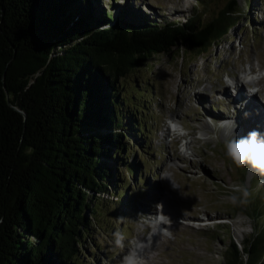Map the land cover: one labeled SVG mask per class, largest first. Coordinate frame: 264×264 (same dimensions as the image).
<instances>
[{
	"label": "trees",
	"instance_id": "1",
	"mask_svg": "<svg viewBox=\"0 0 264 264\" xmlns=\"http://www.w3.org/2000/svg\"><path fill=\"white\" fill-rule=\"evenodd\" d=\"M235 8L174 23L129 5L0 0V264H78L94 195L115 188L128 148L118 79L178 48L207 53ZM224 264H264V231L230 241Z\"/></svg>",
	"mask_w": 264,
	"mask_h": 264
},
{
	"label": "rangeland",
	"instance_id": "2",
	"mask_svg": "<svg viewBox=\"0 0 264 264\" xmlns=\"http://www.w3.org/2000/svg\"><path fill=\"white\" fill-rule=\"evenodd\" d=\"M91 1L98 10L114 11L129 5L139 16L174 23L192 17L207 21L231 2ZM235 11L232 18L238 21L237 26L207 53L198 57L178 48L168 55L155 56L118 79L126 122L132 129V124L138 123L142 130L138 134V130L129 129L128 148L120 155L123 163L117 170L116 189L94 195L97 213L92 231L84 238L78 264H121L127 248H115L113 234L122 232L126 244L148 239L149 235H141L144 228L139 216L147 215L142 212L145 208L155 209L157 201L166 200V211L176 214L168 217L175 218L171 221L176 224L170 225L172 237H165L166 241L156 245L157 237L152 238V246L143 256L145 264H224L230 241L241 249L244 239L264 231V188L255 191L264 177L247 165L237 168L226 155L227 137L214 118L223 115L220 107L235 108L209 96L210 88L224 85V72L240 78L250 67L264 69V0H236ZM260 88L264 93V83ZM256 95L257 104L264 107L262 95ZM236 108L242 113L240 105ZM242 115L239 125L243 131L236 133L237 139L247 132L248 123ZM203 124L208 130L201 129ZM173 128L178 132L173 134ZM234 183L253 190L251 202L241 206L238 213L237 207L224 199ZM252 213L258 214L254 220ZM242 258L244 261L245 256Z\"/></svg>",
	"mask_w": 264,
	"mask_h": 264
},
{
	"label": "clouds",
	"instance_id": "3",
	"mask_svg": "<svg viewBox=\"0 0 264 264\" xmlns=\"http://www.w3.org/2000/svg\"><path fill=\"white\" fill-rule=\"evenodd\" d=\"M264 77V72H258L255 76L256 80ZM253 77L251 73L247 75L241 74L242 83H251ZM225 86L228 87L232 94H236V86L232 79L225 77ZM249 93H257L260 91L259 87H252L248 89ZM226 124L225 135L227 137L226 141V155L232 160L237 168H243L246 165L249 166L255 174L264 177V135L260 132L253 130L249 132L245 137L237 139L236 128L237 125L235 120H230L227 122H222ZM213 140L216 139L215 136L212 137ZM264 188V180H259L255 191H259ZM253 190L242 183H234L229 194L224 197V199L235 207L246 206L251 202ZM158 214L155 217L150 215L145 216L141 214L139 216V221L141 226L149 232V238L146 240L129 241L126 244V237L122 232H115L114 236V246L117 249L124 250L127 248L125 254L121 259V264H145L144 254L151 248L153 237H172V232L170 231V225L172 223L170 217L164 214L163 207L161 204H157ZM123 219V218H121ZM251 231V228L248 229Z\"/></svg>",
	"mask_w": 264,
	"mask_h": 264
},
{
	"label": "bare ground",
	"instance_id": "4",
	"mask_svg": "<svg viewBox=\"0 0 264 264\" xmlns=\"http://www.w3.org/2000/svg\"><path fill=\"white\" fill-rule=\"evenodd\" d=\"M177 11L178 10H174V12H177ZM258 69H261V67L258 68ZM256 70L257 69H254L253 67H250L248 69V71H250V72H255ZM246 73H244V74H246ZM223 74H227L228 76H236L235 74H228L226 72H224ZM240 78L235 77V86H236V94L235 95L232 94L231 90L228 87L222 85V82H221L220 85H222V88L221 89H215L216 87L215 88H210L211 91H209V92H211L212 94H210L209 96L210 97L211 96L212 97H215L216 96L218 99H223V101H227V102H230V103H236L237 105H240L241 108L244 111V116H245V119H246L247 123L251 124V126L256 131H258L262 135H264V107H260L257 104L258 102H256V98H255V97H257L256 94H259V95H262V97L264 99V96H263L264 93L262 92V88L257 93H254V94L253 93H249L247 91V89L245 88L246 84L245 83H242ZM262 82L264 83V78L262 79ZM199 92H201L202 94H205L203 91H199ZM232 99H233V101H232ZM260 101H261V104L264 105V102H262V100H260ZM217 103H218V101H217ZM233 119L235 120V123L237 125V128H236L235 131H236L237 134H239L240 131L242 130V128L239 125L238 118H236L235 116H233L231 113L225 112L223 115L216 116L214 118V121L217 122V123H219L218 126H220L221 129L225 131V128H226L227 125L224 124V123H222V122H227V121H230V120H233ZM200 127H201L202 130L208 128L204 124L202 126H200ZM154 187H155V185H154ZM155 189H160V185L159 186H156ZM164 203H166V200H164ZM147 210H149V211H147ZM155 211H156V209H154V208H153V210L152 209H149V208H147V209L145 208L144 211H142V212H144V213L147 214L145 216L150 215L152 217V214ZM164 214L167 215V216H169V215L170 216L171 215H176L175 213L168 212V211L164 212ZM170 219L171 220H174L175 218L172 219V217H170ZM171 224L174 226L176 224V222L175 221H172ZM146 233H149V232L144 229L142 231L141 235L144 236V234H146ZM138 238H141L142 239V237H140V236ZM157 240L158 241L155 242L156 245L160 244V242L166 241V238L163 237V236H160V237H157Z\"/></svg>",
	"mask_w": 264,
	"mask_h": 264
}]
</instances>
